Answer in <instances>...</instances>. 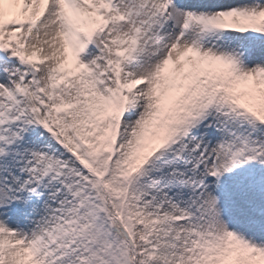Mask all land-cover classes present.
<instances>
[{
    "label": "snow or ice",
    "instance_id": "snow-or-ice-1",
    "mask_svg": "<svg viewBox=\"0 0 264 264\" xmlns=\"http://www.w3.org/2000/svg\"><path fill=\"white\" fill-rule=\"evenodd\" d=\"M0 264H264V0H0Z\"/></svg>",
    "mask_w": 264,
    "mask_h": 264
}]
</instances>
